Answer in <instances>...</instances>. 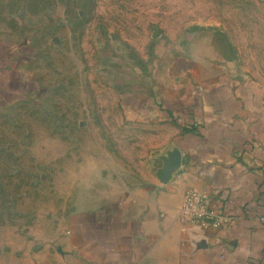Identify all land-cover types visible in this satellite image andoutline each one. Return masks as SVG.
I'll list each match as a JSON object with an SVG mask.
<instances>
[{"label":"rangeland","instance_id":"obj_1","mask_svg":"<svg viewBox=\"0 0 264 264\" xmlns=\"http://www.w3.org/2000/svg\"><path fill=\"white\" fill-rule=\"evenodd\" d=\"M243 85L264 96V0H0V264L78 263L80 216L158 173L144 97Z\"/></svg>","mask_w":264,"mask_h":264},{"label":"crops","instance_id":"obj_2","mask_svg":"<svg viewBox=\"0 0 264 264\" xmlns=\"http://www.w3.org/2000/svg\"><path fill=\"white\" fill-rule=\"evenodd\" d=\"M256 89L148 96L128 109L163 124L162 162L179 149L181 165L167 181L161 166L120 202L81 215L76 264H264V96ZM191 187L207 190L230 220L219 227L184 220L179 209Z\"/></svg>","mask_w":264,"mask_h":264},{"label":"built area","instance_id":"obj_3","mask_svg":"<svg viewBox=\"0 0 264 264\" xmlns=\"http://www.w3.org/2000/svg\"><path fill=\"white\" fill-rule=\"evenodd\" d=\"M181 217L202 227H219L230 220V217L215 208L207 190L189 188L180 205ZM264 220V215L261 216Z\"/></svg>","mask_w":264,"mask_h":264},{"label":"water","instance_id":"obj_4","mask_svg":"<svg viewBox=\"0 0 264 264\" xmlns=\"http://www.w3.org/2000/svg\"><path fill=\"white\" fill-rule=\"evenodd\" d=\"M181 165V152L179 149L172 150L168 156L164 158V164L160 171V176L164 181L171 178L173 172Z\"/></svg>","mask_w":264,"mask_h":264}]
</instances>
